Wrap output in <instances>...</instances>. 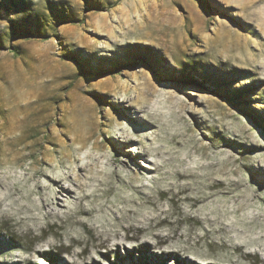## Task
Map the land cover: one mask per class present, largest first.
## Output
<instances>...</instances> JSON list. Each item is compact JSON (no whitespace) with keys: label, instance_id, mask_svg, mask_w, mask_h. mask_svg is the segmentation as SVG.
Returning <instances> with one entry per match:
<instances>
[{"label":"rangeland","instance_id":"1","mask_svg":"<svg viewBox=\"0 0 264 264\" xmlns=\"http://www.w3.org/2000/svg\"><path fill=\"white\" fill-rule=\"evenodd\" d=\"M255 258L264 0H0V264Z\"/></svg>","mask_w":264,"mask_h":264},{"label":"trees","instance_id":"2","mask_svg":"<svg viewBox=\"0 0 264 264\" xmlns=\"http://www.w3.org/2000/svg\"><path fill=\"white\" fill-rule=\"evenodd\" d=\"M155 258H156V256H155ZM148 264H162V262L160 263L158 260H155L152 263H148ZM253 264H264V262L261 261L260 259L255 258Z\"/></svg>","mask_w":264,"mask_h":264}]
</instances>
